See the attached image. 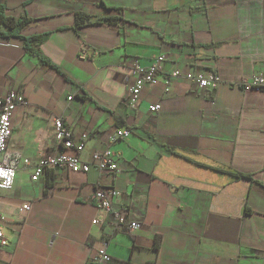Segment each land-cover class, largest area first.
Masks as SVG:
<instances>
[{"label": "crops", "instance_id": "1", "mask_svg": "<svg viewBox=\"0 0 264 264\" xmlns=\"http://www.w3.org/2000/svg\"><path fill=\"white\" fill-rule=\"evenodd\" d=\"M0 6L8 17L33 20L24 36L51 33L40 52L65 75L29 55L22 40L0 38V98L23 93L29 103L12 118L9 148L27 163L13 191L0 192L10 241L0 264H88L105 239L111 264H264V92L231 86L264 76V0ZM77 15L89 22L76 27ZM159 56L160 82L131 108L135 66L148 68ZM175 71L183 77L169 83ZM201 73L221 84L200 91L186 75ZM55 118L75 137L89 135L85 161L109 147L112 133L130 131L111 148L120 174L51 169L33 182L39 162L61 153ZM108 189L120 193L113 211L140 229H115L110 219L93 224L94 195ZM24 204L29 213L19 211Z\"/></svg>", "mask_w": 264, "mask_h": 264}, {"label": "built area", "instance_id": "2", "mask_svg": "<svg viewBox=\"0 0 264 264\" xmlns=\"http://www.w3.org/2000/svg\"><path fill=\"white\" fill-rule=\"evenodd\" d=\"M82 57L86 58L87 53L85 49L82 50ZM164 57L159 56L155 59L152 66L148 68H141L136 65L134 68L138 79L135 85L131 88V97L129 105L135 108L142 90L149 86L154 87L160 82V75L163 72ZM183 76L180 72H172L168 76L169 83L172 80H179ZM186 78L198 86L202 92L215 91L221 84V81L213 73H201L196 76L190 74ZM232 87L242 89L245 91L264 92V76L254 77L251 81H243L241 83H232ZM73 98H69L72 100ZM29 105L23 93L11 92L0 98V192L9 193L13 191L15 180L19 168L23 163V157L18 152H13L9 148V143L12 137V118L15 111L20 107H27ZM162 110L161 105H153L150 107V113L156 115ZM53 127L56 132L57 140L61 147V153L58 156H51L47 159L41 160L35 168L32 181L37 182L45 176L46 172L55 169L62 171H69L75 174H88L92 170L99 173L111 172L115 175L120 174L118 167V160L120 154L114 152L111 148L120 141L126 140L130 137L131 132L116 131L109 136V147L104 151L95 152L91 155L89 161H85L82 156L85 151V143L89 139L87 133L75 137L73 132L66 127L63 120L55 118ZM120 197V193L114 189L100 190L94 195V200L98 205L100 217L93 221L94 225H104L110 219L112 226L115 229L132 232L140 229V224L126 223V212H114L112 202ZM1 201H0V250L6 249L10 245L9 239L5 236L4 228L2 226L1 215ZM32 205L24 204L19 211L22 213H29ZM110 241L105 239L101 242L100 248L94 252L88 261V264H111L112 257L108 253Z\"/></svg>", "mask_w": 264, "mask_h": 264}, {"label": "trees", "instance_id": "3", "mask_svg": "<svg viewBox=\"0 0 264 264\" xmlns=\"http://www.w3.org/2000/svg\"><path fill=\"white\" fill-rule=\"evenodd\" d=\"M76 22V27L80 28L82 26H85L86 23L89 22V19L86 15H77ZM32 23L33 20L27 16H22L19 18L8 17L5 7L0 6V38L22 40L24 43V48L29 55L39 58L43 65L48 66L49 68L54 69L59 74L65 76L56 66L52 65L48 59L44 58V56L40 52V48L49 40L51 33L29 37L23 35V32ZM234 177L238 179H251L249 176L247 177L240 174H235Z\"/></svg>", "mask_w": 264, "mask_h": 264}]
</instances>
